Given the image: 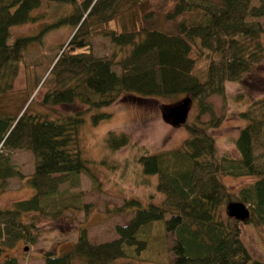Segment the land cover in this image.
Returning <instances> with one entry per match:
<instances>
[{"label": "trees", "instance_id": "16d2710c", "mask_svg": "<svg viewBox=\"0 0 264 264\" xmlns=\"http://www.w3.org/2000/svg\"><path fill=\"white\" fill-rule=\"evenodd\" d=\"M74 0H0V188L11 177H19L31 191L24 198L0 206V264H18L8 254L18 240L36 241V221L57 219L75 194L59 190V183L80 172L95 180L79 143V112L61 113L56 107L81 103L87 108L107 106L119 97L138 100L184 94L195 99L193 121H184L188 131L172 148L144 152L136 157L140 172L155 175L158 202L142 204L126 198L116 211L132 213L113 226L115 236L91 242L85 226H79L66 249L41 253V264H110L116 258L133 257L146 244L136 233L142 225L162 219L170 237V264H264L243 244L240 223L264 227V94L255 98L238 115L244 123L234 138L236 154L219 155L210 127L218 125L210 95L224 94V82L241 78L258 63H264L263 29L246 16H264V0H173L167 19H180L174 29L140 24L127 29L107 25L119 9V0H81L71 11L43 23L31 34L10 39V27L39 18L43 2ZM72 25L68 39L48 60V70L21 88L13 85L19 63L28 46L41 41L47 29ZM106 37L114 46L127 49L113 68L110 57L94 55L90 41ZM198 58L204 60L198 68ZM27 66V64H25ZM30 72V70L28 71ZM45 86L39 98L32 93ZM208 114L206 121L199 119ZM108 113L92 115L95 123ZM128 142L123 130H107L106 149L115 150ZM24 148L35 157L32 172L23 174L3 152ZM221 175L252 176L250 182L229 191ZM230 200L243 202L249 211L245 220L226 214ZM139 230V231H140Z\"/></svg>", "mask_w": 264, "mask_h": 264}, {"label": "rangeland", "instance_id": "374dc122", "mask_svg": "<svg viewBox=\"0 0 264 264\" xmlns=\"http://www.w3.org/2000/svg\"><path fill=\"white\" fill-rule=\"evenodd\" d=\"M74 1L75 3L43 2L36 12L40 15L37 20L10 27V39L17 35L34 33L41 24L69 13L73 5L81 2V0ZM172 3L173 0H119V9L107 25L117 29H127L142 23L171 30L178 20H186L196 14L185 12L175 19H167L165 14ZM256 3L257 0H251V4ZM245 20L258 21L261 24L263 31L260 40L264 42V16H246ZM73 28L72 25L65 24L47 29L41 41L31 43L24 60L19 63L18 73L13 82L14 87L30 85L28 83L32 75L36 79L43 76L48 70V60L68 39L71 31H74ZM90 47L94 55L110 57L114 62L113 68L119 71L116 60L122 57L127 49L114 46L106 37L92 38ZM203 64L204 60L198 58L197 67L202 68ZM44 89L45 86L37 87L32 93L33 97L39 98ZM263 94L264 63H258L243 73L241 78L226 80L222 96L213 94L207 98L215 115L220 118L217 126L208 129L214 137L219 155L236 154L233 141L238 128L244 123L238 112ZM185 97L187 96L184 94H177L138 100L127 96L119 97L98 109L87 108L84 104L76 102L56 107L61 113L79 112L83 116V122L78 130L79 143L82 154L89 161L88 165L95 175V180L86 173L80 172L59 183L58 189L75 194L70 201L72 206L87 203V209L82 206L65 209L55 220L36 218V241L26 243L18 240L12 247L6 249V252L16 255L18 264H41V253L45 250L58 253L68 248L75 239L79 226H85L87 237L91 242L113 238L115 236L113 226L125 223L132 215L131 211L115 210L124 199L134 197L142 204L150 201L158 202L162 194L155 190V175L140 172V164L136 157L144 152L175 147L188 136L183 123L172 124L165 117L166 109ZM97 112H105L108 115L93 123L92 115ZM196 112V101L191 98L187 107L186 121H193ZM208 117L207 113H203L199 119L206 121ZM107 130L125 131L128 134V142L115 150L106 149L103 135ZM3 152L11 163L19 166L23 174L32 172L35 157L29 150L18 148ZM253 178L246 175H221L222 182L229 191L233 192ZM30 191L31 189L19 177H11L5 188H0V206H8L16 198H24V195ZM139 230L136 235L146 241L144 248L135 258H116L110 264H170L169 260L172 256L168 249L170 237L164 230L162 219L144 224L142 230ZM240 236L250 254L254 258L264 260V227L251 222H241Z\"/></svg>", "mask_w": 264, "mask_h": 264}, {"label": "water", "instance_id": "95a60500", "mask_svg": "<svg viewBox=\"0 0 264 264\" xmlns=\"http://www.w3.org/2000/svg\"><path fill=\"white\" fill-rule=\"evenodd\" d=\"M190 98L187 96L182 101L175 103L172 106H169L166 109L165 117L172 124H180L186 120L187 107L189 105ZM226 214L234 217L238 220H245L249 211L247 206L238 200H230L225 205Z\"/></svg>", "mask_w": 264, "mask_h": 264}]
</instances>
